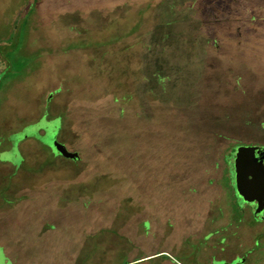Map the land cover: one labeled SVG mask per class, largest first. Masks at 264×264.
<instances>
[{
  "label": "rangeland",
  "instance_id": "obj_1",
  "mask_svg": "<svg viewBox=\"0 0 264 264\" xmlns=\"http://www.w3.org/2000/svg\"><path fill=\"white\" fill-rule=\"evenodd\" d=\"M25 2L0 0V148L34 135L71 161L39 156L12 177L0 168V218L20 195L34 199L0 219V240L18 243L4 249L7 257L0 247V264L9 255L13 264H264V227L238 222L228 193L207 183L208 159L190 140L192 127L167 140V130L200 122L196 108L230 112L248 124V138L264 137L246 120L251 108V118L264 119V8L230 14L211 7L216 0H38L13 39ZM44 105L37 124L11 132L17 114L25 124ZM56 113L61 140L76 152L57 140ZM0 157L20 161L14 146ZM174 193L171 213L189 206L196 214L176 231L150 226L143 212Z\"/></svg>",
  "mask_w": 264,
  "mask_h": 264
},
{
  "label": "trees",
  "instance_id": "obj_2",
  "mask_svg": "<svg viewBox=\"0 0 264 264\" xmlns=\"http://www.w3.org/2000/svg\"><path fill=\"white\" fill-rule=\"evenodd\" d=\"M37 3H38V0H26V2H25L26 9L23 10L19 14V16L15 17V19H13L12 24H11V26H12L11 37L13 39H16L17 36L19 35L18 32H15V31H17L16 27L19 25V23H21V25L24 24V26L27 25L28 16H29V14H31L33 12ZM0 62H3V55L1 54V51H0ZM204 109L202 108V110L200 111L198 108H196V114L198 115L197 116L198 120L200 119L199 120L200 122H198V124L200 126H198V124L197 125L193 124V122L191 123L190 122L191 120L186 121L185 125H182L181 129H179L180 130L179 132H177V130H174L172 128L170 130H167L168 133L171 134V137L169 138V136H168L167 140H169L168 142H170V144H172L173 142H176L179 136L175 135V134H180L181 131L187 132V130L189 131V128L192 127L193 131L190 134L191 135L190 140L193 141V144H195V147H197V148L202 147L203 148L204 154L206 155V159H208V161H206V165L204 167L205 170H203V172H205L208 175V177H205V180L207 181L208 184H210V185L214 184L216 186V188L225 190L228 193L229 200H230L234 197V195H233L234 191L233 190L235 188V179L233 180V177L231 176V169L234 168L235 154L237 152L238 147L244 146L247 143H249V141L254 137V135H250L248 138V135H246V131L244 130V126H246L248 124L245 122L238 123V121H235V119H233L230 112L226 111V114H227L226 117L225 116L221 117V116L217 115L216 112L212 113V114H215V117L210 119L209 116H211L212 114L205 112ZM252 109H254V108H251L250 110L247 111L246 120L253 121L254 124H258L262 129H264V127L261 126V124L264 123V119H262L263 117L260 114H257V116L253 117V118L250 117L249 111L251 114ZM193 117H194V115H193ZM253 122H251V123H253ZM190 131H191V129H190ZM186 132H185V134H186ZM176 146H174L176 148V149L174 148V150L179 151L181 149L180 143L177 147ZM171 160H172L173 167H174V165L177 162H175L173 160V158ZM171 180H172V178H171ZM137 185H139V183H137ZM172 186L173 185H170V188H166L165 190H167V192H171L170 190L172 189ZM147 188H148V186H146L145 189H147ZM162 192L164 193L163 190H162ZM188 192L189 193H195L196 188L192 187L191 189H189ZM235 192H236V190H235ZM148 195L150 196V194H148ZM236 196H238L237 193H236ZM146 199H149V198H146ZM152 200H154V196H152ZM175 200H176L175 193H174V196H172V198L162 200L164 202L155 203L154 202L155 200H154L153 201L154 207L156 209H159V207H160V210H161L160 212L162 214H160L159 212H157V214H156L155 213L156 209L154 210V212H151L150 210H146L143 212L142 218H147V221L149 222L150 226L153 223L156 224L157 222L159 223L160 221L161 222H167L168 223L167 225H170L171 227L175 226L174 228L176 231L178 228L181 227L180 223L182 221H185V220H183V218L189 219L193 214H196V213L194 211L195 209L191 208L189 206H187V208L185 209V211L183 213L184 215L177 216L176 213H171V212H173V211H171V208L175 209L179 206L178 204L174 203ZM211 200L209 199V201H211ZM166 201H169V202H166ZM235 205L236 204L231 203V209L234 211L235 214H238L237 206H235ZM164 211H166V212H164ZM187 211L190 212L189 214H191V215H186L188 213ZM186 221H187V219H186ZM173 222H175L176 224L173 225ZM197 230L198 229L196 228V229H193L192 231L194 233H197ZM189 234H191V233H187L185 235L188 236ZM2 249L4 251V248H2ZM4 253L7 255V252L4 251ZM155 253H157V252H155ZM152 254H154V253H150L146 256H150ZM167 259L170 263L177 264V263L173 262L174 261L173 259H171V258H167ZM9 261L11 264H13L15 262L13 255H9Z\"/></svg>",
  "mask_w": 264,
  "mask_h": 264
},
{
  "label": "crops",
  "instance_id": "obj_3",
  "mask_svg": "<svg viewBox=\"0 0 264 264\" xmlns=\"http://www.w3.org/2000/svg\"><path fill=\"white\" fill-rule=\"evenodd\" d=\"M241 1L242 0H218V1L216 0V2H213L211 7L223 8L224 10L220 11V12H222V13L226 12V13H230V14L231 13H241V14L258 13V12H261V10L264 8V0H257V1H260L259 3L257 2V5L245 4V5H242L240 7V6H238V2H241ZM200 4L206 5V4H204V1H202ZM254 9H256V10H254ZM246 10H248V11H246ZM211 12L215 13L216 11L213 9V10H211ZM45 102H47V100ZM46 112H47L46 105H44L43 107L40 108L39 112L35 116L33 115L31 118L26 119L25 124H21V125H19V123H22L23 121H21V119H20L21 116L17 114L18 119H17L16 125H13V124L11 126L9 125V128L12 127L11 132H17V131L20 132V131H22L23 127H25L24 125H28L31 123L37 124L40 121V119L44 116V113H46ZM52 115H54V117L59 118L60 128L57 132V140L60 143L64 144V146L68 150H71L68 147L67 143L65 141L61 140L62 115L59 113L52 114ZM48 117H49V114L47 115V118ZM6 127H8V126L6 125ZM6 127H4V128H6ZM42 131H43V129L41 127L40 128L37 127V133H40ZM2 142L4 145L2 146V148H0L1 149L0 152L8 151L9 149L13 148V146H14L15 151H16L18 157L20 158V161L16 162L11 157H9L8 159H5V160H3L0 157V168L6 169L8 171L9 177L10 176L12 177L13 175L15 176L19 173H22L23 172L22 169H27L29 167L31 168L33 165L32 164L33 159L34 158L36 159V157L38 158L39 156L40 157H46V158L60 159V160H64V161H71L69 158H66L64 155H60V154L55 155L54 152H52L51 147H49L47 144H45L43 142V140L41 138H39V136L27 135V136L22 137L21 139H19L15 143L12 140H8V139H6L5 141H2ZM71 151L76 152L75 150H71ZM25 172H29V169H28V171H25ZM21 189H22V187H21ZM20 196H21V197H19V200L21 199L20 203L18 205H14L15 207L12 208L13 211H11L9 213L14 212V210H16L19 207L20 208L24 207L23 204L26 202H22V201H24V200L27 201V199H29L27 197H23L22 195H20ZM31 200L33 202L34 199H31ZM30 201H27V202H30ZM27 204L29 205L28 210H30V212L37 210L36 207L33 206V203H32V205L29 203H27ZM45 205H48L49 206L48 208L54 206L52 200H50L48 203H45ZM22 209H24V208H22ZM9 213L4 214L0 219L6 217V215H9ZM56 214H57V212L51 213V214L49 213V214H45V215L47 218L49 217V220H50V218L53 219L55 216H57ZM52 215H54V217ZM55 219H56V217H55ZM0 225L4 226L5 224L2 225L0 222ZM1 226H0V229L2 228ZM3 231L0 230V232H1L0 235L6 234V232L2 233ZM5 237L6 238H4L3 240H0V247L4 248V249H8V248H15L16 249L17 244H18L17 241H15L16 236L5 235ZM153 253L155 254V252H153ZM213 257H215V256H213ZM164 264H173V263L166 261V263L164 262ZM177 264H181V263L177 262Z\"/></svg>",
  "mask_w": 264,
  "mask_h": 264
},
{
  "label": "water",
  "instance_id": "obj_4",
  "mask_svg": "<svg viewBox=\"0 0 264 264\" xmlns=\"http://www.w3.org/2000/svg\"><path fill=\"white\" fill-rule=\"evenodd\" d=\"M263 157L264 147L240 146L234 159L236 193L244 201L256 200V213L261 211L264 203Z\"/></svg>",
  "mask_w": 264,
  "mask_h": 264
},
{
  "label": "flooded vegetation",
  "instance_id": "obj_5",
  "mask_svg": "<svg viewBox=\"0 0 264 264\" xmlns=\"http://www.w3.org/2000/svg\"><path fill=\"white\" fill-rule=\"evenodd\" d=\"M256 137H258V138H256ZM244 146L264 147V137H259L257 135H254V137L249 141V143H247ZM255 157H258L257 154H255ZM261 162L264 165V157L262 158ZM252 168H253V166H252ZM234 174H235L234 168H232L231 169V176L233 177V180H234ZM233 191H234L233 192L234 197L232 199H230V201H231V203L236 204L235 206H237L238 215H239V216H237L238 217L237 221L238 222L245 221L246 224L249 226H251L253 224L254 225L261 224L264 227V203H263V207H262L261 211L256 213L255 212V209L257 207V201L256 200L244 201L241 199V197L236 196L235 188ZM222 250H223V247L220 248V251H222ZM5 256L7 257L6 254H5ZM215 259L216 258L213 257V260H215ZM9 263H10V261H9ZM228 263H230V262H228Z\"/></svg>",
  "mask_w": 264,
  "mask_h": 264
}]
</instances>
